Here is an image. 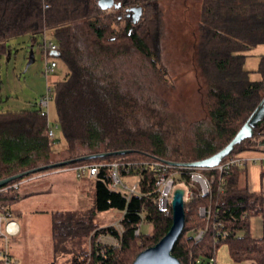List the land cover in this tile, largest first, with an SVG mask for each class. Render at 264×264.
Instances as JSON below:
<instances>
[{"label": "trees", "instance_id": "1", "mask_svg": "<svg viewBox=\"0 0 264 264\" xmlns=\"http://www.w3.org/2000/svg\"><path fill=\"white\" fill-rule=\"evenodd\" d=\"M98 1L0 0V55L8 52L13 38L29 36L35 42L36 36L44 39L45 32H52L58 48L49 56L57 57L67 71L52 89L66 142L63 151L69 154L64 159L52 158L58 141L48 136V117L40 110L0 111V180L90 155L129 152L47 168L13 181L0 188V215L7 211L16 214L12 205L20 200V186L4 191L11 185L29 182L28 178L47 170L102 165L92 181L95 199L89 221L78 213L55 211L52 239L59 247L75 238L72 246H76L78 237L87 242L91 236L96 241L109 234L121 239V247H97L93 241L89 262L85 251L74 255L70 264H133L141 251L166 235L172 222L171 208L162 211L156 203L157 173L143 168L142 163L164 160L188 166L211 157L264 105V53L255 71L245 68L246 52L264 48V0H203L192 54L204 78L209 121L194 125L193 143L187 150L169 142L172 131L165 128V120L150 98L143 100L138 79L126 84L122 75H117L123 58L138 55L168 83L165 68L159 67L165 30L160 0H117L121 6L114 13L100 9ZM133 7L143 10L137 23L129 15ZM39 46L43 51V43ZM253 72L260 77L252 79ZM263 141L264 117L254 135L236 145L221 164L258 149ZM115 163L125 184L137 183V193L129 195L111 188ZM194 170L208 181L213 176L215 180L203 194L200 184L192 181V169L179 176L190 197L185 205V229L173 254L182 264H216L219 249L225 245L233 264H264V238L255 239L250 232L252 218L264 215V195L249 190L245 165H231L222 174L213 169ZM202 208L209 212L205 217L199 214ZM108 211L121 215L122 234L112 224L94 221L93 215ZM62 216L64 220L58 221ZM145 223L152 226L150 233L142 232ZM137 229L139 236L135 235ZM199 231L204 235L197 240ZM0 264H4L2 257Z\"/></svg>", "mask_w": 264, "mask_h": 264}, {"label": "rangeland", "instance_id": "2", "mask_svg": "<svg viewBox=\"0 0 264 264\" xmlns=\"http://www.w3.org/2000/svg\"><path fill=\"white\" fill-rule=\"evenodd\" d=\"M159 2L165 29L159 67L165 68L168 83L155 74L148 60L138 55L123 58L117 75H122V81L126 84H132L135 78L138 79L137 86L144 96L143 100L150 98L151 104L158 109L159 116L165 120V128L172 131L169 142L187 150L193 143L194 125L209 121L204 78L192 54L197 23L195 13L198 12L186 8L182 0ZM45 36L55 43L51 31L45 32ZM42 38L36 36L35 42L29 36L13 38L9 42L8 52L0 55V111L39 110V101L46 94L47 88L66 75V68L55 56H49V60H55L57 67L53 73L45 74V58L39 46V43H43ZM30 50L34 53L32 63ZM260 52V46L246 52L247 70L255 71L258 68ZM259 77L256 72L251 73L252 79ZM48 121L54 128L57 126L54 139L58 142L53 145L56 154L52 158L64 159L69 154L63 151L66 142L59 125L54 99L49 104ZM46 172L49 170L28 178L29 182H20V200H15L12 205V209L16 211L15 220L21 229L18 236L10 238L11 243L16 244V248L21 252L16 255L17 264H70L74 255L85 251L89 253V258L86 257L88 263L92 242L98 243L99 238L103 237H98L95 241L91 236L85 242L82 236L76 240V246H72L75 241L73 238L56 247L52 239V213H78L82 220L88 222L94 206V184L90 180L86 181L87 188L81 194L80 189L72 183L54 184V179H45ZM45 182L51 184V192L45 193ZM31 192L37 194L29 195ZM189 196L188 192L186 201ZM92 217L96 223L105 225L117 224L121 219V215L116 211L102 212ZM62 220L64 216L58 218V221ZM151 229L152 226L145 223L141 230L145 234L150 233ZM219 257L223 258L222 251L219 252L218 259Z\"/></svg>", "mask_w": 264, "mask_h": 264}, {"label": "built area", "instance_id": "3", "mask_svg": "<svg viewBox=\"0 0 264 264\" xmlns=\"http://www.w3.org/2000/svg\"><path fill=\"white\" fill-rule=\"evenodd\" d=\"M47 7V5H45ZM111 13H114L115 9L108 10ZM57 44L49 41L46 36L44 35L43 39V53L45 58V74H51L54 72L55 68L57 67V62L55 60H49V55L57 50ZM53 86L47 88L46 94L40 99L39 101V110L42 115L48 117V109L49 104L52 99H54L53 94ZM47 110V111H46ZM57 128V126L55 127ZM55 128L48 122V136L51 139L55 138ZM238 164V165H245L244 159L240 157H236L231 159L230 161L220 164L215 168H210L213 170H218L220 174L224 173L226 169H228L231 165ZM102 165L98 164H84L75 167H68L61 169L64 172H73L75 173L77 178L88 177L89 179L95 180L98 176L99 168ZM127 167H131V164H127ZM143 168H151L157 173V178L155 180V193H157L156 203L159 206V209L162 211H166L171 208V202L173 199L174 191L178 188V186H184L186 191L184 200H187V194L189 192V188L184 181H179V176L184 174L186 171L192 169V181L197 182L200 184L203 194H207L210 189V184L213 183L215 180V176H213L209 181L197 170L193 171V167L190 166H181L171 162H167L164 160H154L150 162L142 163L141 165ZM113 173H112V184L111 188L115 191L120 193L126 194H135L137 193V183H133L131 185L125 184L118 174V164H112ZM200 169V168H199ZM20 184H14L5 189L4 191L15 188L17 189ZM190 193V192H189ZM190 197V196H189ZM128 198V196H127ZM209 212L206 209H200L199 214L203 217L208 215ZM115 226L120 234H122L123 228L120 224V221L116 224H112ZM20 225L15 220V216L10 211H7L5 214L0 215V237L4 238L8 241L12 237H16L20 234ZM135 235H140V229L135 231ZM204 235V231H199L195 235V239H200ZM99 237H103V239L99 238L98 243H95V246H107V247H114L119 248L122 245L121 239L116 238L109 234H104ZM101 240V241H100ZM103 254V251H102ZM2 258L4 259V264H15L12 259L7 255V253H1Z\"/></svg>", "mask_w": 264, "mask_h": 264}, {"label": "water", "instance_id": "4", "mask_svg": "<svg viewBox=\"0 0 264 264\" xmlns=\"http://www.w3.org/2000/svg\"><path fill=\"white\" fill-rule=\"evenodd\" d=\"M98 5L103 11L110 9H118L121 5L117 0H99ZM141 7H133L130 9L129 15H131L134 23H137L142 16ZM34 62L33 50H30V63ZM264 117V105L260 106L248 121L243 125L239 132L235 135L232 141L226 145L222 150L206 159L191 162L188 166L200 169H210L219 166L224 158L231 155L236 145L240 144L243 140L251 138L254 135V128ZM129 151H117L113 153H103L90 155L88 157H81L76 160H69L58 162L52 165L38 167L30 171L22 172L7 178L0 180V188L23 178L29 174L40 172L47 168H54L57 166H65L73 162H80L87 159L103 158L109 155H123ZM186 191L183 188H177L174 191L173 199L171 202L172 210V222L166 235L154 246L148 247L138 254L133 264H182L180 260L173 254V249L182 235L186 225V202L184 200Z\"/></svg>", "mask_w": 264, "mask_h": 264}, {"label": "crops", "instance_id": "5", "mask_svg": "<svg viewBox=\"0 0 264 264\" xmlns=\"http://www.w3.org/2000/svg\"><path fill=\"white\" fill-rule=\"evenodd\" d=\"M177 1V0H175ZM179 2V0H178ZM202 2L203 0H182V3L186 6V8L190 10H195L198 13L197 14V21H199L201 17V7H202ZM260 54L264 53V48L260 47ZM241 159H244L245 161V167L247 169V185L249 187V190L252 193H259L264 195V141L261 142L258 146V149L256 150H248L244 151L239 154ZM54 179L55 182L54 184L57 183H72L75 185L77 188L80 189L81 194L86 189V181L90 180L91 182L93 181L92 179H89L88 177H83V178H77L75 173L73 172H64L61 170H55V171H49L45 173V179ZM83 180V181H82ZM57 185V184H56ZM66 186V185H62ZM51 184L49 182H45V193L51 192ZM31 194H37V192H31ZM81 199H84V195L81 196ZM250 232L253 238L255 239H261L264 238V215L260 216H255L251 220V225H250ZM13 239V237H12ZM10 241H6L4 238L0 237V258L1 253L8 252L9 255H11L12 259L18 263V258L16 255L20 254V250L16 248V244L11 243ZM223 252V258L218 259L217 257V262L216 264H233V260L231 259L228 248L227 246H222L219 249V252ZM219 256V253H218ZM243 264H256L253 261H245Z\"/></svg>", "mask_w": 264, "mask_h": 264}, {"label": "bare ground", "instance_id": "6", "mask_svg": "<svg viewBox=\"0 0 264 264\" xmlns=\"http://www.w3.org/2000/svg\"><path fill=\"white\" fill-rule=\"evenodd\" d=\"M178 188H183L184 189V187L181 185V186H178Z\"/></svg>", "mask_w": 264, "mask_h": 264}]
</instances>
